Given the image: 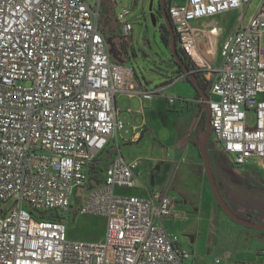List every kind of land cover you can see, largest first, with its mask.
<instances>
[{
    "label": "built area",
    "instance_id": "1",
    "mask_svg": "<svg viewBox=\"0 0 264 264\" xmlns=\"http://www.w3.org/2000/svg\"><path fill=\"white\" fill-rule=\"evenodd\" d=\"M251 1L168 0L178 45L210 86L214 142L238 167H264V0L245 21ZM101 4L0 0V264H185L191 256L164 223L177 197L126 192L140 158L117 154L100 176L92 170L125 125L117 95L150 102L164 95L159 86L144 90L135 67L112 57ZM236 9L239 22L219 41L221 26L195 23ZM131 12L116 14L125 40ZM180 78L187 76L167 84ZM177 99L168 96L170 104ZM197 103L205 114V99ZM71 213L105 217L104 237H69Z\"/></svg>",
    "mask_w": 264,
    "mask_h": 264
},
{
    "label": "rangeland",
    "instance_id": "2",
    "mask_svg": "<svg viewBox=\"0 0 264 264\" xmlns=\"http://www.w3.org/2000/svg\"><path fill=\"white\" fill-rule=\"evenodd\" d=\"M91 1L98 3L99 0ZM115 1L116 3L113 0H101L103 2L101 4V26L109 36L111 33L114 34L116 41L121 43L125 39L121 35L116 14L124 7L132 9L130 18L133 20L134 29L131 33L132 37L126 41H128L129 47L131 42L133 49L130 51L128 64L135 67V77L143 83V89L153 91L156 86L166 85L167 81L176 79L178 77L176 71L179 70V66L173 58L169 46L162 40L165 25L160 12V0ZM259 2L260 0H252L245 7V21L249 15L257 11ZM241 14L242 11L236 9L218 14L213 19L227 32L233 30V27L239 22ZM221 38L222 35H220ZM216 41H219V38ZM207 75L209 74L207 73ZM198 95L197 89L188 78L175 80L167 88L166 94L164 92L163 96L155 100L153 107H149L148 102L142 99L141 95L130 98L125 93L119 94L117 107L121 111L119 117L125 125L118 133V141L125 157H140L141 163L143 162L142 164L147 166L144 168V174L147 173L153 162H157V158L167 154L176 153L177 155L179 152L181 154L179 162L182 167L177 175L175 188H169L168 194L178 196L183 193L193 205L202 206L205 204L204 207L208 209V204L215 209V214L218 217L222 216L230 223L239 225L229 219L221 209L209 186L199 150V144L204 136L202 130L200 131L201 122L199 133L195 138L193 118L187 116L192 111L195 114L199 108L200 104L196 101ZM168 96L178 99L175 103L170 104ZM128 108H131L134 113L130 112ZM139 109H143V112H139ZM248 122L250 124L255 122V114L252 111L248 113ZM134 126L138 128L140 135L136 140L130 142L135 136ZM212 140L216 141L213 135ZM213 141L208 146L209 154L217 183L225 200L234 208L241 209L245 215L254 219L261 218L264 216L263 165L258 166L256 163H250L246 167L239 168L229 156L223 153L220 145ZM115 151L117 150L115 149ZM102 166L104 167L105 163ZM8 204L10 205L11 202ZM192 207L183 205L186 211H192ZM67 215L70 216V220L67 221L69 237L89 241L100 240L104 237L107 224L105 217L91 214L74 215L73 213ZM216 221L218 231L231 236L232 232L228 226L220 222L217 217Z\"/></svg>",
    "mask_w": 264,
    "mask_h": 264
},
{
    "label": "crops",
    "instance_id": "3",
    "mask_svg": "<svg viewBox=\"0 0 264 264\" xmlns=\"http://www.w3.org/2000/svg\"><path fill=\"white\" fill-rule=\"evenodd\" d=\"M252 14L249 15L247 21L252 16ZM213 17L196 22V24H200L202 22H204L203 24L216 23ZM230 32L231 30L226 32L224 29H222L220 35H222V38H224ZM159 87L164 88V92L166 94V90L169 85L166 83V85ZM197 93L199 92L197 91ZM157 98H155L152 102L147 100L145 101L148 102L149 107H153ZM128 110L134 113L131 108H128ZM138 111L143 112V109H139ZM187 116L193 118L192 124H195L196 132L194 137L196 138L199 133L200 122L201 127L203 125L202 107L199 106L197 111H195V114L194 111H192L187 114ZM133 128H135L136 132L134 134V138L130 142L136 140L140 135L138 128H136V126ZM113 141L115 142L113 143ZM117 141L118 137L117 140L116 138H113L110 142V145L97 157L96 161L93 163L92 170L97 175L100 176L101 173H103V171L101 172L99 169L104 163L106 166L114 157L117 156V154H122L124 156L121 145L119 141L117 145ZM115 149L117 151H115ZM180 157L181 154L179 152L177 155L176 153L163 155L157 158V162H153L150 165L147 173L145 174L144 168H147V166L143 165V162L140 163V175L136 179V185L134 188L126 189V192L129 194L148 196L150 193L156 190L155 187L150 184V176L157 164L169 165L167 166V172L170 170L173 171L177 178L179 170L182 167V164L179 162ZM125 158L130 160L140 157ZM160 191L169 193V188L168 186L165 187L164 184H162ZM204 206L205 204H202V206L193 205L192 211H186L183 208V205L178 203L175 213L164 220L167 230L170 233L179 236V246L191 251V256L185 259V264H242L246 262L264 261V230H258L244 226L228 217L235 223L239 224L235 225L227 221L228 219H224L222 216L218 217L215 214V209L212 208V206L207 204L208 209H206ZM216 217L220 220V222L228 226L232 232L231 236H227L225 233L218 231ZM257 220L258 222L264 223V216ZM217 259H220V261L217 262Z\"/></svg>",
    "mask_w": 264,
    "mask_h": 264
},
{
    "label": "water",
    "instance_id": "4",
    "mask_svg": "<svg viewBox=\"0 0 264 264\" xmlns=\"http://www.w3.org/2000/svg\"><path fill=\"white\" fill-rule=\"evenodd\" d=\"M166 2L167 0H160V9L162 12V17L164 19V25L168 29L170 33V44L169 48L172 53L173 58L175 59L177 65L179 68H181L184 72V74L187 76V78L193 83L197 91L202 95V97L206 100L208 97V94L206 92L205 87H203L199 81V78L197 77L196 74H194L191 69L186 65L184 62L183 58L181 57V54L179 52L178 48V40H177V35L176 31L173 25V22L171 18L169 17L167 7H166ZM153 21L154 24L156 25V20L153 16ZM108 44L110 45V53L112 57L121 62L125 63L124 60H122L119 57V52L116 48L115 42L113 41L112 38H108ZM197 101V99H196ZM203 106L205 107V133L204 136L199 144V150H200V155L202 157V160L204 162L205 170H206V175L209 181V186L210 189L214 195V198L218 205L221 207V209L227 214L229 218L232 220L236 221L237 223H240L244 226L258 229V230H264V223L257 222L254 220L247 219L245 217H242L238 215L227 203L225 200L219 185L217 183V179L213 170V165L211 161V157L209 154L208 150V142L210 140V137L212 135V126H211V109L209 103H204ZM167 166L166 168L162 171L160 167H156V172L151 173L150 176V184L155 187L156 190H161V185L164 184V180L167 174Z\"/></svg>",
    "mask_w": 264,
    "mask_h": 264
},
{
    "label": "flooded vegetation",
    "instance_id": "5",
    "mask_svg": "<svg viewBox=\"0 0 264 264\" xmlns=\"http://www.w3.org/2000/svg\"><path fill=\"white\" fill-rule=\"evenodd\" d=\"M168 2V0H167ZM166 2V7H167V3ZM160 12H161V9H160ZM162 13V12H161ZM162 15V14H161ZM110 37V36H109ZM108 37V38H109ZM115 42V45H116V48L119 52V57L124 60L126 63H128L129 61V57H130V51L133 49V46L130 42V47L129 45L127 44L128 41L126 40H123L121 43L118 42V41H114ZM197 75V74H196ZM197 77L199 78V81L201 83V85L203 87H205L206 89V92L208 94V97L207 99L205 100V103H208L209 100H210V95H209V85L207 83H205L203 81L204 77L202 75H197ZM202 95L199 93L198 97H201ZM156 167H160L161 170L163 171L165 168H166V164H157L155 166V169L153 170V173H155L157 170H156ZM175 181H176V175H174V172L173 171H168L167 172V175H166V178L164 180V186L168 188H175ZM177 197V202L181 205H184V206H193L191 200L183 193H180ZM225 198V197H224ZM228 203V202H227ZM230 207L234 210L236 208H234L233 205L229 204ZM249 217V216H248ZM250 218H253V217H250ZM254 219V218H253Z\"/></svg>",
    "mask_w": 264,
    "mask_h": 264
},
{
    "label": "trees",
    "instance_id": "6",
    "mask_svg": "<svg viewBox=\"0 0 264 264\" xmlns=\"http://www.w3.org/2000/svg\"><path fill=\"white\" fill-rule=\"evenodd\" d=\"M114 1V3H116V1L115 0H113ZM103 3V2H102ZM168 3V2H167ZM168 4H167V11H168ZM168 14H169V12H168ZM169 17H170V15H169ZM100 26H101V21H100ZM164 26V25H163ZM101 29H102V31L104 32V33H106L105 31H104V28H102V26H101ZM163 29H164V32H163V35H162V40H163V42L167 45V46H169V44H170V33H169V31H168V29L166 28V26H164L163 27ZM107 34V33H106ZM110 38H112L113 39V41H116V39L114 38V34H110ZM178 48H179V52H180V54H181V57L183 58V60H184V62L186 63V65L191 69L192 68V62L190 61V59L188 58V56L186 55V53L184 52V50L178 45ZM182 72H183V70L181 69V68H179V70L178 71H176V74H178V75H180V74H182ZM187 79V78H186ZM190 81V80H189ZM199 94V93H198ZM203 125H202V127H201V130H202V133H205V125H204V123H205V114L203 113ZM212 142V135H211V137H210V140H209V142H208V146L210 145V143ZM209 150V149H208ZM238 167V166H237ZM240 168V167H239ZM234 211L238 214V215H240V216H242V217H245V218H247V219H250V220H254V221H257L258 222V220L257 219H253V218H250V217H248L247 215H245L243 212H242V210L241 209H234ZM44 217L45 218H50V219H59L60 217L58 216V214H56V213H44Z\"/></svg>",
    "mask_w": 264,
    "mask_h": 264
},
{
    "label": "bare ground",
    "instance_id": "7",
    "mask_svg": "<svg viewBox=\"0 0 264 264\" xmlns=\"http://www.w3.org/2000/svg\"><path fill=\"white\" fill-rule=\"evenodd\" d=\"M211 52H212L213 54H216V48H215V47L211 48Z\"/></svg>",
    "mask_w": 264,
    "mask_h": 264
}]
</instances>
